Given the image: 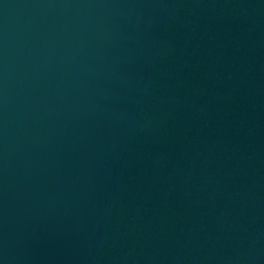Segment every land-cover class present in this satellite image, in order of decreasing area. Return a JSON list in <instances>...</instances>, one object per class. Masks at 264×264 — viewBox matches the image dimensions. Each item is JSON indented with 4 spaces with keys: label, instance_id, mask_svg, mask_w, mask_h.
Segmentation results:
<instances>
[{
    "label": "water",
    "instance_id": "95a60500",
    "mask_svg": "<svg viewBox=\"0 0 264 264\" xmlns=\"http://www.w3.org/2000/svg\"><path fill=\"white\" fill-rule=\"evenodd\" d=\"M0 264H264V0H0Z\"/></svg>",
    "mask_w": 264,
    "mask_h": 264
}]
</instances>
